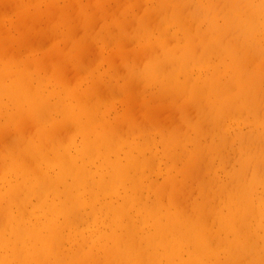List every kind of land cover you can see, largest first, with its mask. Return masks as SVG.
Instances as JSON below:
<instances>
[{"label": "bare ground", "instance_id": "bare-ground-1", "mask_svg": "<svg viewBox=\"0 0 264 264\" xmlns=\"http://www.w3.org/2000/svg\"><path fill=\"white\" fill-rule=\"evenodd\" d=\"M148 1L134 36L80 6L84 33L99 24L86 69L75 30L58 28L66 57L32 54L39 8L0 6V264H264V0L250 19L232 0ZM128 43L153 54L118 69Z\"/></svg>", "mask_w": 264, "mask_h": 264}, {"label": "rangeland", "instance_id": "rangeland-1", "mask_svg": "<svg viewBox=\"0 0 264 264\" xmlns=\"http://www.w3.org/2000/svg\"><path fill=\"white\" fill-rule=\"evenodd\" d=\"M2 1V2H1ZM6 1H8L10 4H13V3H17L19 1H24L26 2L28 5H30V8H39V11L38 13H36V15H33L34 17V21H33V24H32V30L31 32L29 33L28 32V35H27V38L25 39V42H26V45L29 47L30 53L32 54H35L34 51H38L37 53H42L45 57L48 58V53H54V54H51V56L56 57L58 55L62 56V57H66L67 54H66V50L67 49H70L69 47H72V42L71 40H69V36L68 37H63L64 34H67V32L62 29L64 26L69 34H71V31H74L75 30V35L77 36L76 37V40H79L80 41L82 40V43L83 44H88L89 45V48L86 49L85 53H84V56H83V62L84 63H81L80 66L78 68H82V69H86V68H89L91 67L90 65H94L93 64V61L95 62L97 59H94L96 58H99V51L97 50L96 47H98V41L94 39V37L97 35V29L99 28V24H97V27H96V30H92L93 27H90V28H87L85 30V33L82 31V28H81V19H83V15H80L82 14L83 12L85 13V15L88 16L87 19H92V17L95 15L96 16V20L97 21H102L106 24L107 22L110 23L112 21H116L118 20V18H123L125 16V24L127 26V32L129 31L128 35L130 36L131 34H133L134 36V32H135V29L137 28V21H138V18L141 16V14L146 11L151 5L149 3L148 0H33V3L31 2L32 0H0L1 4L0 6H2V4H4ZM16 1V2H15ZM30 1V2H29ZM84 1V2H83ZM86 1V2H85ZM90 3H88V2ZM92 1V2H91ZM110 1V2H109ZM133 1V2H132ZM141 1V2H140ZM13 2V3H12ZM83 2V3H82ZM95 2V3H94ZM100 4H98V3ZM121 2V3H120ZM128 2V3H126ZM132 2V3H131ZM221 2V3H219ZM228 2V3H227ZM232 2L234 3L235 7L239 10L240 13L244 14L248 19H250V17H252V15L257 12V8L256 7H251L249 4H248V0H232ZM32 5H31V4ZM118 3V5H117ZM136 3V6L134 8H130V4H135ZM145 3V4H144ZM228 5H226V4ZM82 4V5H81ZM96 4V5H95ZM217 4V5H216ZM41 5V6H40ZM74 7H73V6ZM78 5V6H77ZM91 5H95L94 7H92ZM146 5V7H145ZM215 7L218 8L220 10L221 8V11L226 15L228 13H230L231 9H230V2L228 0H215ZM69 7L70 8V14L72 15L70 20H72V23L71 22V26L68 27V24H67V21L64 23H58L57 25L56 24H52V23H56L58 20V15L55 13V11L59 12L64 10L66 7ZM80 6L82 7V10L83 12H81L80 10ZM102 6V7H101ZM143 6V7H141ZM238 6V7H237ZM249 6V7H248ZM125 7H127L126 9H124ZM232 7V6H231ZM241 7V9H240ZM251 7V8H250ZM2 8V7H1ZM0 8V31H3L4 30V27L3 25H5V22L4 20H7L9 19V16L8 14L2 12ZM78 8V9H77ZM87 8V9H86ZM107 8V9H106ZM111 8V9H110ZM139 8V9H138ZM146 8V10H145ZM249 8V9H248ZM49 9V10H48ZM54 9V10H53ZM97 9V10H96ZM132 9V10H131ZM171 9V8H170ZM228 9V10H227ZM230 9V10H229ZM52 10V11H51ZM76 10V11H75ZM105 10V11H104ZM110 10V11H109ZM123 10V11H122ZM228 12H227V11ZM233 10V9H232ZM75 11V13H74ZM94 11V12H92ZM97 11V13H96ZM102 11V13H101ZM104 11V12H103ZM107 11V12H106ZM109 11V12H108ZM138 11V12H137ZM186 15H188L189 17H191L190 15H192V10L188 8V10L186 9ZM190 11V12H189ZM49 12V13H48ZM89 12V14H88ZM106 12V13H105ZM117 12V13H116ZM122 12V13H121ZM134 12V13H133ZM227 12V13H226ZM58 13V14H59ZM77 13V14H76ZM80 13V14H79ZM156 15L153 16V18L151 19L152 21V24H156L158 23L160 25V18H161V14H159L160 12L159 11H155ZM5 14V15H4ZM107 14V15H106ZM113 14V15H112ZM116 14V16H115ZM132 14V15H131ZM138 14V15H137ZM190 14V15H189ZM247 14V15H246ZM249 14V15H248ZM4 15V16H2ZM99 15V16H98ZM119 15V16H118ZM140 15V16H139ZM158 15V16H157ZM50 16V17H49ZM75 16V17H74ZM111 18H110V17ZM49 17V18H48ZM74 17V18H73ZM77 17V18H76ZM98 17V18H97ZM109 17V18H108ZM136 17V18H135ZM13 18V16H12ZM48 18V20H47ZM3 19V20H2ZM37 21H36V20ZM107 19V20H106ZM219 20H221V17H218ZM39 20V21H38ZM90 20V21H91ZM37 23H36V22ZM40 21L42 26L40 27ZM133 21V22H132ZM4 22V23H3ZM80 22V23H79ZM132 22V23H131ZM78 23V24H77ZM101 23V22H100ZM131 23V24H130ZM40 24V25H39ZM45 26H44V25ZM49 25V26H48ZM81 25V26H80ZM129 25V26H128ZM135 25V26H134ZM195 26V24H194ZM40 27V28H39ZM70 27H72V29H70ZM78 27V28H77ZM35 28V29H34ZM36 28H39V29H36ZM45 28V29H44ZM47 28V29H46ZM64 31L63 35H61V38H60V35H59V32L58 30L59 29ZM2 29V30H1ZM43 29V30H42ZM48 30V31H47ZM76 30H78L77 34H76ZM81 30V31H80ZM90 30V31H88ZM88 31V32H87ZM101 31V30H100ZM46 32H49V33H46ZM92 32V33H91ZM96 32V33H95ZM46 33V34H45ZM53 33V34H52ZM56 33V34H55ZM87 33V34H86ZM126 33V32H125ZM39 34V35H38ZM48 34V35H47ZM83 34V36H82ZM52 37H51V36ZM55 35V36H54ZM59 37H58V36ZM74 35V37H75ZM90 35V37H89ZM93 35V37H92ZM95 35V36H94ZM113 36H118V34H112ZM35 36V38H34ZM79 36H82V37H79ZM36 37H38L36 39ZM43 37V38H42ZM46 37V38H45ZM48 37V38H47ZM42 38V39H41ZM50 38V39H49ZM53 38V40H52ZM57 39H59L58 41H56ZM113 39H116V38H113ZM30 40V41H29ZM63 40V41H62ZM94 40V42H93ZM133 40H137V37H134ZM35 41V42H34ZM48 41V42H47ZM70 41V42H69ZM42 42H47V43H43L42 45ZM58 42H60V47L58 45ZM135 42V41H134ZM32 45H31V44ZM70 43V44H69ZM80 42V44H82ZM41 44V45H40ZM35 45V46H33ZM62 45H65L64 48H66L65 50H61L59 48L62 47ZM68 45V46H67ZM70 45V46H69ZM127 45V44H126ZM129 45V46H128ZM128 45L123 48L120 52L121 55H118L116 56V63H117V68L120 69L123 64H124V61H131V62H136L140 59H142L143 57L144 58H149V55L150 54H153V51L152 49H149L147 47H140L139 45L137 44H134V43H128ZM43 46V47H41ZM111 46H113V44H111ZM45 47V48H44ZM48 48V49H47ZM21 49V47H20ZM28 49V50H29ZM94 49V50H93ZM144 49V50H143ZM148 49V50H147ZM27 49L25 48V52ZM59 50V51H58ZM124 50V51H123ZM128 50V51H127ZM22 51V50H21ZM97 51V52H95ZM125 51L127 53H125ZM137 51V52H136ZM24 52V51H23ZM58 52V54H57ZM62 52V53H61ZM140 52V54H139ZM56 53V54H55ZM98 53V54H97ZM134 53V54H133ZM136 53V54H135ZM143 53V54H142ZM156 53V52H155ZM91 56L89 57L88 56ZM124 54V55H123ZM133 54V55H132ZM160 54V51L157 53V55ZM131 55V56H130ZM95 56V57H94ZM136 56V57H135ZM86 57V58H85ZM85 58V59H84ZM143 58V59H144ZM124 59V60H123ZM86 60V61H84ZM135 60V61H134ZM86 62V63H85ZM72 62H70L71 64ZM258 63L255 62V65H257ZM86 65V66H85ZM73 66V65H71ZM88 66V67H87ZM70 68L69 71L67 72L68 75H73L74 74V70ZM122 76V74H121ZM68 82V81H67ZM106 88V87H105ZM101 87L99 90L101 91V96H102V100H104L108 94L109 97L107 99V101H116L118 100L117 98L115 99H111V93H110V89L107 87L106 89ZM105 89V90H104ZM98 91V92H100ZM104 91V92H103ZM107 91V92H106ZM109 91V92H108ZM104 93V94H103ZM116 104H118V102H115ZM138 106V107H137ZM137 107V108H136ZM136 108V109H135ZM167 108L163 113L162 115L164 116H170V117H173V110L170 108ZM168 110V112H167ZM132 112L134 113H131L133 114L134 118L133 120L139 124L141 121H142V110H141V107L138 103H134V105L132 106ZM138 119V120H137ZM137 120V121H136ZM141 120V121H140Z\"/></svg>", "mask_w": 264, "mask_h": 264}]
</instances>
